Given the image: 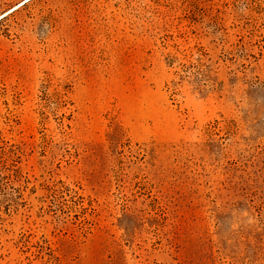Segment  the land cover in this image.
<instances>
[{
	"label": "rangeland",
	"instance_id": "rangeland-1",
	"mask_svg": "<svg viewBox=\"0 0 264 264\" xmlns=\"http://www.w3.org/2000/svg\"><path fill=\"white\" fill-rule=\"evenodd\" d=\"M2 17L0 264H264V0Z\"/></svg>",
	"mask_w": 264,
	"mask_h": 264
},
{
	"label": "bare ground",
	"instance_id": "bare-ground-1",
	"mask_svg": "<svg viewBox=\"0 0 264 264\" xmlns=\"http://www.w3.org/2000/svg\"><path fill=\"white\" fill-rule=\"evenodd\" d=\"M26 1H28V0H22V1H20L18 4L14 5L13 7H11L10 9H8L7 11H5L4 13L0 14V18H1L2 16H4L5 14H7L8 12L12 11L13 9L19 7L20 5H22V4L25 3Z\"/></svg>",
	"mask_w": 264,
	"mask_h": 264
},
{
	"label": "trees",
	"instance_id": "trees-1",
	"mask_svg": "<svg viewBox=\"0 0 264 264\" xmlns=\"http://www.w3.org/2000/svg\"><path fill=\"white\" fill-rule=\"evenodd\" d=\"M24 4V3H23ZM3 17H1L0 19H2Z\"/></svg>",
	"mask_w": 264,
	"mask_h": 264
}]
</instances>
